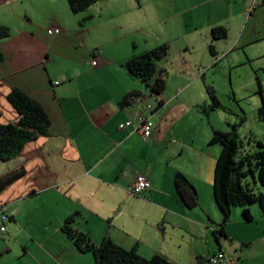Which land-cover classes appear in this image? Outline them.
<instances>
[{
  "label": "crops",
  "instance_id": "0c3cea01",
  "mask_svg": "<svg viewBox=\"0 0 264 264\" xmlns=\"http://www.w3.org/2000/svg\"><path fill=\"white\" fill-rule=\"evenodd\" d=\"M252 3L98 0L74 13L67 0H0V26L10 33L0 37V123L18 119L7 100L16 87L42 104L51 119L49 136L29 142L16 158L0 161L1 175L18 166L26 170L0 195V211L9 216L6 231L0 230V264H94L95 256L82 252L62 229L76 212L72 226L97 245L109 238L148 259L163 254L173 264H210L209 257L221 252L234 264H264V220L256 204L249 206L252 219L243 207H234L225 234L216 232L223 220L213 192L221 146L210 139L212 127L224 130L214 123L207 133L196 128L187 143L169 138L166 131L173 118L166 111L172 72L180 74L178 96L188 92L184 95H191L208 121L215 110L208 116L201 110L209 103L207 66L250 64L264 71V0L250 11ZM164 20L165 36L153 35L150 23L155 27ZM218 26L227 28L225 38L212 37ZM53 27L59 32L50 33ZM161 44L169 46L158 61L167 73L164 105L156 110L148 96L144 101L153 106L147 110L137 106L144 101L122 107L126 94L149 92L124 62ZM259 83L264 87L261 76ZM139 116L154 122L147 142ZM127 121L131 125L121 128ZM164 139L170 143H160ZM138 172L151 188L135 196L130 186ZM178 172L195 186L196 207L179 198Z\"/></svg>",
  "mask_w": 264,
  "mask_h": 264
},
{
  "label": "trees",
  "instance_id": "16d2710c",
  "mask_svg": "<svg viewBox=\"0 0 264 264\" xmlns=\"http://www.w3.org/2000/svg\"><path fill=\"white\" fill-rule=\"evenodd\" d=\"M74 13L86 11L98 0H67ZM90 19L85 17L80 25ZM227 28L218 26L212 29L214 39L225 38ZM9 29L0 26V37L9 36ZM210 50L216 54L213 44ZM169 53L167 44L158 45L141 54L132 55L124 62V67L135 78L141 80L149 89L148 93L133 91L126 94L120 105L126 107L135 102L144 101L152 96L156 101V110L162 107L164 91L166 89V71L158 67V61ZM258 79V78H257ZM209 96L208 105L201 107L205 115L211 111L224 108L212 85L205 84ZM259 93L262 88L258 79ZM8 102L16 109L18 119L8 123H0V161L6 162L16 158L26 145L41 137L50 135L51 119L46 109L20 88H13L7 95ZM258 118L264 123V101L259 107ZM149 118V117H147ZM151 119V118H150ZM154 123V122H153ZM211 144H219L221 152L217 158L214 169L213 192L214 200L222 212L223 220L216 232L225 234V225L229 222L233 208L243 207L245 217L252 219L250 205L258 204L264 220V142L251 137L244 142L234 125L230 131H221L211 128ZM25 167L18 166L0 176V195L12 183L25 175ZM259 185V186H258ZM175 186L179 198L190 208L198 205V192L195 186L183 174L178 172L175 176ZM3 212V210H1ZM76 212L70 215L62 229L66 235L80 248L82 252H89L95 256L94 264H173L163 254L157 253L148 259L136 252L125 249L106 238L100 244H95L88 233L72 226Z\"/></svg>",
  "mask_w": 264,
  "mask_h": 264
},
{
  "label": "rangeland",
  "instance_id": "374dc122",
  "mask_svg": "<svg viewBox=\"0 0 264 264\" xmlns=\"http://www.w3.org/2000/svg\"><path fill=\"white\" fill-rule=\"evenodd\" d=\"M165 24V20L155 27H153L154 24L150 23L152 34L165 36ZM147 33L150 35V31H147ZM203 72L206 73L205 79L207 83L216 89L218 98L224 108L211 112L209 120L206 121L197 110L198 107H195L191 95L185 96L188 92H182L178 96V86H180L179 82L181 81L179 80L180 74L172 72L167 78L170 81V85L167 89L168 92L166 91V111L171 112L173 116L166 130L169 138L178 139L182 143H187L191 136H196L194 132L196 128L199 129L201 127L203 133H207L209 126L214 123L224 131H230L235 125L240 138L244 142H247L251 137H255L264 142V123L259 120L257 114L258 108L262 105V100H264V87L262 86V96L258 92L257 74L259 80L261 76L264 83V71H257L250 64L230 69L226 63H222L216 66L209 65ZM196 76H199V74L196 73ZM180 88L182 89V87ZM196 88H198V85L195 83L192 89L195 90ZM201 88L205 91L202 84ZM204 103L206 104L207 102ZM204 103L199 101V105ZM148 104L153 106L151 101L140 102L137 106L141 108L140 110L144 111L148 109ZM160 143L165 145L167 143L169 144L170 141L164 139V142ZM188 153L189 149H185L184 156H188ZM4 170L5 167L0 164V175ZM256 205L260 211L257 203Z\"/></svg>",
  "mask_w": 264,
  "mask_h": 264
},
{
  "label": "built area",
  "instance_id": "2783aa9c",
  "mask_svg": "<svg viewBox=\"0 0 264 264\" xmlns=\"http://www.w3.org/2000/svg\"><path fill=\"white\" fill-rule=\"evenodd\" d=\"M258 4V0H253V3L250 7V11H253ZM50 33L53 32H59V29L56 27H53L49 29ZM93 65L97 64V61L93 59L92 61ZM139 130L142 135V139L144 141H149L152 138L153 129H154V123L150 118H147L146 116H139ZM131 125L130 121H127L126 123H122L120 125L121 128ZM151 188V182L150 180L141 173H136L134 180L130 186V192L135 196H140L146 191H148ZM9 221V216L0 211V230L2 232L6 231V224ZM210 264H234L235 259L232 258L230 255L226 253H216L209 257L208 259Z\"/></svg>",
  "mask_w": 264,
  "mask_h": 264
}]
</instances>
